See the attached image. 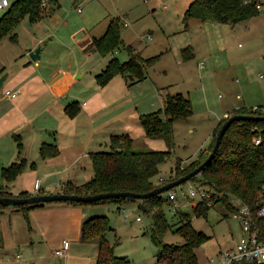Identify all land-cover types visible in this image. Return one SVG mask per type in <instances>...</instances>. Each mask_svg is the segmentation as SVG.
<instances>
[{"label": "rangeland", "instance_id": "rangeland-1", "mask_svg": "<svg viewBox=\"0 0 264 264\" xmlns=\"http://www.w3.org/2000/svg\"><path fill=\"white\" fill-rule=\"evenodd\" d=\"M193 1L57 0V6L47 5L44 8L37 22L31 23L25 18L15 31L18 42H31L33 35L40 33L48 34L47 38L54 37L46 53L52 62L65 66L70 61L73 70H78L71 91L79 94V91H86L92 81L98 84L97 75L106 69L111 60L118 59L123 64L129 57L123 50L106 56L94 53L82 66L85 56L76 42L86 35L90 38L101 37L112 19L121 18L126 23L122 27L125 43L134 47L145 59L157 57L155 63L144 72L146 78L140 83L131 85V81L123 76L114 78V87L119 83L124 84L128 105H139L140 117L141 114L163 111L168 95L182 94L192 102L193 115L174 124L175 144L167 161L159 167L156 183L162 178H169L178 160L184 167L197 159L204 149H208L230 105L264 106V11L253 20L236 24L235 28L230 24L194 19L189 20L187 25L184 15ZM4 12L0 11V18ZM6 41L8 46H0V62L12 59L13 52L21 45L9 36ZM185 48H192L196 54L187 61L183 60L182 54ZM202 63L204 67H201ZM83 67H86L84 71ZM85 71L87 73L83 78H77ZM125 123L130 126L135 152L168 150L165 141L146 137L140 119H125ZM102 151H110L109 145H104ZM188 186L189 182L164 195L169 199V203L164 205L169 225L164 243H186V239L176 230L180 226L178 212L189 214L193 229L208 237L207 242L196 250L199 264H222V255L235 251L244 236L242 224L223 204L212 207L205 217L196 216L193 208L201 199L183 195L182 191H187ZM59 191L61 189H52L51 194ZM141 203L139 200L124 202L121 210L114 204L103 208L105 213L102 215L105 214L113 228L107 238L114 255L126 258L129 264H156L159 248L152 238L153 221L141 211ZM233 207L238 208L234 203ZM127 216L131 218L130 221L125 220ZM10 218L14 225L22 224V231L18 230L19 227L16 229L19 237L27 236L23 230L26 225L24 215L13 208H5L0 219V264H16L14 256L15 260L18 254L27 258L31 250L29 247L13 246L14 237L17 236L10 229ZM137 218H141L142 222L139 223ZM61 261L57 259L56 264H68L67 259ZM75 261L72 260V264ZM47 264L55 263L50 261Z\"/></svg>", "mask_w": 264, "mask_h": 264}, {"label": "trees", "instance_id": "trees-1", "mask_svg": "<svg viewBox=\"0 0 264 264\" xmlns=\"http://www.w3.org/2000/svg\"><path fill=\"white\" fill-rule=\"evenodd\" d=\"M261 0H194L185 11L184 22L189 20L201 22H214L236 25L248 21L261 14L257 6ZM47 5L57 6V0H12L10 6L4 10L0 18V41L10 37L17 41L15 31L21 22L28 18L31 23L37 22L44 13ZM126 23L121 18L112 19L106 32L98 38H93L87 49L91 53H100L104 56L116 50H123L129 59L121 64L118 59L109 62L106 69L97 75L100 86H107L116 76H123L131 81V85L145 80V71L157 60V57L145 59L131 45H127L122 38V27ZM183 60L194 57L192 48L182 51ZM77 103L67 108L69 117L74 118L79 113ZM164 115V117H163ZM193 115L192 102L182 94L168 95L165 99L164 110L140 115L141 124L147 138L163 140L168 146L167 151L135 152L133 139L128 134L113 135L110 140V151H101L91 154L94 176L82 185L67 183L63 186L62 193L67 195L94 196L106 193H135L147 194L168 183L176 181L193 172L202 165L212 153L217 136L223 125L234 115L264 117V108H240L225 118L216 128L208 149H204L199 157L186 166L177 161L175 169L170 172L169 178L155 182L159 176V167L171 155L174 147V124L180 120H187ZM19 153L23 144L16 137ZM260 143L257 144L256 141ZM41 158L46 160L60 154L54 144H43L40 150ZM27 168L25 160L15 162L2 169V178L7 182L16 180ZM35 169V164L31 165ZM192 183L199 184L211 193V199H203L193 208L196 216H206L212 207L223 204L233 214L238 208L233 207V200L247 205L252 213L254 229L257 228L264 240V218L258 216V211L264 202V120L235 121L226 130L219 150L202 171V174L192 179ZM51 194L39 190L35 195ZM166 193L142 201L140 209L152 218L153 242L159 248L156 264H199L196 250L207 242L208 237L196 232L192 227L191 216L178 212L180 226L176 232L180 233L186 243L183 245H168L164 243V236L169 225L164 212V205L169 203L165 198ZM29 192L13 195L7 189L0 191L2 198H28L33 196ZM135 199L118 198L101 200L93 203L66 202L69 205H102L116 203L122 205ZM42 204L5 207L0 204V216L5 208H13L22 212L29 222V212L43 207ZM113 231L106 216H98L86 221L82 229L84 241H96L99 247L97 264H129L126 258L114 255L108 234ZM235 264H247L246 262Z\"/></svg>", "mask_w": 264, "mask_h": 264}, {"label": "crops", "instance_id": "crops-1", "mask_svg": "<svg viewBox=\"0 0 264 264\" xmlns=\"http://www.w3.org/2000/svg\"><path fill=\"white\" fill-rule=\"evenodd\" d=\"M232 27L235 28L236 25ZM47 37L48 34L40 33L34 34L31 42L16 41L21 45L13 52V58L7 60L9 62H0V77L7 75L0 92V171L2 173L3 168L15 162H27L26 170L16 180L7 182L2 178L0 181V191L7 189L13 195L21 192L35 195V183L38 180L45 192L61 189L55 192L57 194L62 193L63 186L67 183L82 185L89 182L94 176L91 154L101 152L104 145H110L113 135L128 134L132 137L125 119L136 121L140 118L139 105H128L124 84L119 83V86L114 87L116 79L104 87L92 81L91 86L86 91L83 90L84 94L80 91L79 94L73 93L71 86L78 70H73L70 61L65 66L52 62L46 52L51 48L50 43L54 37ZM93 38L86 35L76 42L85 56L82 66L94 54H87ZM0 46H8L6 38L0 41ZM38 46L44 47L41 59L32 61L28 51ZM201 67H204L203 63ZM85 69L83 67L82 71ZM86 73L82 72L77 78H83ZM5 91L17 92L18 95L10 98L4 95ZM237 98L241 99L239 96ZM74 103L78 104L80 110L77 116L71 118L67 108ZM243 107L264 108L263 105H230L222 119ZM16 137L23 144L20 153ZM43 144L56 145L60 154L54 158L42 159L40 150ZM32 164H35V169L31 168ZM108 204H114L121 210L122 205ZM108 204H45L29 212V222L24 217L26 225L23 230L27 236L22 237H19L16 230L19 227L18 230L22 231V224L14 225L10 218V229L17 236L14 237L13 246L31 248L29 256L25 257L26 264H47L50 261L56 264L57 259H67L68 264H72L74 259L75 264H97L98 244L96 241H84L82 229L86 221L104 216L103 208ZM64 241H68V251L64 257H58L55 251ZM13 260L15 261V256Z\"/></svg>", "mask_w": 264, "mask_h": 264}, {"label": "built area", "instance_id": "built-area-1", "mask_svg": "<svg viewBox=\"0 0 264 264\" xmlns=\"http://www.w3.org/2000/svg\"><path fill=\"white\" fill-rule=\"evenodd\" d=\"M11 4V0H0V11L6 10ZM258 10L264 11V0L257 6ZM4 95L10 98H15L18 93L12 91H5ZM260 143L259 140L256 141ZM35 189L41 190V182L38 180L35 183ZM183 195H188L190 198L211 199V193L206 191L199 184L190 183L187 191H182ZM233 203L238 206V210L233 214L234 218L238 219L243 228L244 236L240 239L235 251L226 252L222 255L224 261L222 264H235L246 262L247 264H264V240L257 228L254 229L252 223V213L247 205L240 203L238 200H233ZM258 216L264 218V202L258 211ZM125 220L129 221L127 216ZM141 221V218L137 219ZM68 251V241H64L62 246L55 251L58 257H64ZM16 264H26L23 254L16 256ZM214 261H212L213 263Z\"/></svg>", "mask_w": 264, "mask_h": 264}, {"label": "water", "instance_id": "water-1", "mask_svg": "<svg viewBox=\"0 0 264 264\" xmlns=\"http://www.w3.org/2000/svg\"><path fill=\"white\" fill-rule=\"evenodd\" d=\"M44 46V45H43ZM38 46L35 49H29L28 53L32 61H38L41 59V52L43 51L44 47ZM7 80V75H2L0 77V91L3 89V85ZM244 120H264V117H255V116H246V115H234L232 116L221 128L217 139L215 147L207 158V160L200 165L197 169L193 172L189 173L185 177H182L176 181L168 183L160 188L153 190L147 194H135V193H106V194H99L94 196H78V195H67V194H46V195H33L28 198H2L0 197V204L5 207H16V206H25V205H36V204H48V203H57V202H78V203H93L101 200H108V199H118V198H128V199H135V200H146L150 199L154 196L161 195L163 193L169 192L187 182H191L193 178L202 174V171L209 165L212 160L215 158L219 147L221 145L222 139L225 135L226 130L231 126L232 123L235 121H244Z\"/></svg>", "mask_w": 264, "mask_h": 264}]
</instances>
